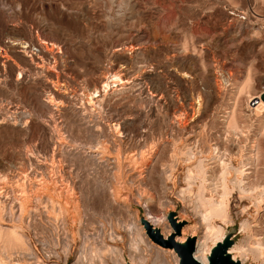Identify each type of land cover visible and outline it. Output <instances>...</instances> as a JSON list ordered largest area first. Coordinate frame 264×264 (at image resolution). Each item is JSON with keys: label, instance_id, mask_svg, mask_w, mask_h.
Segmentation results:
<instances>
[{"label": "rangeland", "instance_id": "rangeland-1", "mask_svg": "<svg viewBox=\"0 0 264 264\" xmlns=\"http://www.w3.org/2000/svg\"><path fill=\"white\" fill-rule=\"evenodd\" d=\"M257 101L264 0H0V264H177L141 226L171 211L178 238L248 243L264 232Z\"/></svg>", "mask_w": 264, "mask_h": 264}, {"label": "bare ground", "instance_id": "bare-ground-1", "mask_svg": "<svg viewBox=\"0 0 264 264\" xmlns=\"http://www.w3.org/2000/svg\"><path fill=\"white\" fill-rule=\"evenodd\" d=\"M128 59V58H127ZM143 83V82H142ZM147 88V87H146ZM104 94V93H103ZM262 94V93H261ZM261 94H258V97H256V100H260V95ZM154 96V95H153ZM255 98V97H254ZM256 100H253L252 99V101H256ZM257 102H259V101H257ZM264 105V103H262V102H259V104L258 105ZM181 113H183L184 114V111L183 112H181ZM83 114V113H82ZM176 115V114H175ZM178 115H180V113L178 114ZM176 117H178V116H176ZM181 117H182V115H181ZM175 118V117H174ZM113 119H114V117H113ZM178 119V118H177ZM180 119V118H179ZM109 121V120H108ZM115 121V120H114ZM169 121V120H168ZM178 121V120H177ZM180 122V121H179ZM116 123V122H115ZM176 123H178V122H176ZM182 123V122H181ZM181 123H179V124H181ZM189 123V122H188ZM117 124V123H116ZM170 124V123H169ZM183 124V123H182ZM178 125V124H177ZM184 125V124H183ZM183 125H182V127H183ZM115 126H117L118 127V125H115ZM179 127V126H178ZM184 128V127H183ZM191 129V128H190ZM197 130V129H196ZM169 131V130H168ZM187 131V130H186ZM194 132V131H193ZM117 133V132H116ZM187 133V132H186ZM127 138V137H126ZM177 138V137H176ZM165 139V138H164ZM177 140V139H176ZM170 142H172V141H170ZM183 142V141H182ZM189 143V142H188ZM167 144V143H166ZM192 144V143H191ZM190 144V145H191ZM54 145V144H53ZM154 145V144H153ZM173 145V144H172ZM181 145V144H180ZM183 145H184V143H183ZM187 145V144H186ZM64 146V145H63ZM150 146V145H149ZM185 146V145H184ZM188 146V145H187ZM87 147V146H86ZM92 147H94V146H92ZM211 147V146H210ZM80 148V147H79ZM101 148V147H100ZM153 148H154V146H153ZM181 148V147H180ZM213 148V147H212ZM191 149V148H190ZM152 150V149H151ZM150 150V151H151ZM181 150V149H180ZM212 150V149H211ZM148 151V150H147ZM185 151V150H184ZM220 151V150H219ZM157 152V151H156ZM189 152H191V150L189 151ZM135 153V152H134ZM140 153V152H139ZM143 153V152H142ZM154 153V152H153ZM217 154H218V152H216ZM141 154V153H140ZM147 154H148V152H147ZM186 154V153H185ZM197 154V153H196ZM100 155V154H99ZM180 155V154H179ZM148 156V155H147ZM191 157H193V154L191 153L190 155H189V157L188 158H191ZM82 159H83V157H82ZM92 159V158H91ZM107 159V158H106ZM120 159H121V157H120ZM150 159V158H149ZM177 159V158H176ZM186 160H188V159H186ZM90 161V160H89ZM200 162V161H199ZM95 163V162H94ZM111 164V163H110ZM172 164V163H171ZM169 165V164H168ZM62 166V165H61ZM99 166V165H98ZM102 166H104V165H102ZM59 167V166H58ZM169 167V166H168ZM141 168V167H140ZM172 168V167H171ZM198 168H203V167H201V166H198ZM59 169V168H58ZM96 170V169H95ZM104 170V169H103ZM166 169H164L163 171H165ZM169 170H170V168H169ZM243 171V170H242ZM188 172V171H187ZM191 172V171H190ZM164 173V172H163ZM250 172L249 171H246V172H242L241 174L239 173V175L241 176H244V175H247V174H249ZM204 174V173H203ZM61 176V175H60ZM129 177V176H128ZM133 177V176H132ZM136 177V176H135ZM205 177V176H204ZM66 178V177H65ZM244 178V177H243ZM62 179V178H61ZM190 180H191V178H190ZM190 180H188V186H190L191 185V182H190ZM61 181V180H60ZM69 181V180H68ZM242 181L243 180H239L238 181V184H240L241 185V183H242ZM183 182H185V181H183ZM213 182V181H212ZM206 183V182H205ZM204 183V184H205ZM211 183V182H210ZM73 184V183H72ZM185 184V183H184ZM98 185V184H97ZM59 186V185H58ZM242 186H243V184H242ZM241 190V189H240ZM242 191V190H241ZM248 192V191H247ZM64 197V196H63ZM65 198V197H64ZM75 199V198H74ZM71 201V200H70ZM121 202V201H120ZM45 203H48V202H45ZM261 203H264V202H261ZM12 204V203H11ZM54 205V204H53ZM119 205V204H118ZM210 206H212V207H216V209L218 208L219 209V207H217L216 205H215V203H211V204H209ZM43 206V205H42ZM53 207V206H52ZM19 208H21L20 206H19ZM73 209H74V207H73ZM217 209V210H218ZM71 210V209H70ZM221 210V209H220ZM219 210V211H220ZM261 210L264 212V206L263 207H261ZM58 211H62V212H64L65 211V207L62 205L60 208H59V210ZM172 213V218H173V220L174 221H171V220H169L168 219V214H166L165 215V219H166V221H167V225H165L164 227L162 226V228H161V230L156 226V225H158V223L159 222H163L164 221V216H160V217H155V216H153L152 214H146V216H145V218L143 219L144 221H146L147 223H148V225L151 227V229L154 231V232H157L163 239H165V240H167V239H172V241L175 243V244H180V245H184L187 241H189V239L190 240H192L193 241V251H192V257H193V259H195V260H197L199 263H201V264H209V260H208V257H209V255H210V252L213 250V248H215L217 245H219L220 243H223L224 241H225V239H226V235H227V231L224 233V235L221 237V239L220 238H218L216 241H215V243H213L212 244V246L210 247L208 244H207V239L209 240V238H208V236H209V230L210 229H212V227L210 228V226H208L207 225V227H206V229L205 230H203L202 232H201V234L200 235H197V233H196V228L195 227H190L189 229V235H187L185 238H184V240H183V238H178V237H180L181 236V234H182V236H184V234H185V232L188 230V229H183L184 228V226L186 225V221L185 220H180V218H179V216H178V214L176 213V212H174V211H171ZM241 212L243 213L244 212V208L241 210ZM20 213V212H19ZM169 213V212H168ZM261 217V216H260ZM258 218H259V216H258ZM164 223V222H163ZM143 224V223H142ZM164 225V224H163ZM176 225H180V227H181V229H180V232L178 233V234H176L175 233V231H174V227L176 226ZM249 224L247 223V222H245V223H243V226H248ZM142 226V229H143V231L144 230H146L145 229V226H144V224L143 225H141ZM192 226V225H191ZM125 227V226H124ZM126 228V231L128 232V233H132V232H135L136 234L135 235H137L138 236V238H136V240H138V242H140V244H142V240L140 239L141 238V233L139 232V228L137 227V225L135 224V223H131V224H129L128 226H126L125 227ZM197 228H198V226H197ZM205 228V227H204ZM249 228V230H251V233H253V234H251L250 236V240H248V243H246V244H243L242 242H240V243H236V244H232L231 246H229V247H227V249H226V252H225V254L226 255H228L229 256V258L232 260V261H234V262H237V263H239V264H243V262L244 261H246V260H254L255 262H254V264H264V232H256V231H254V230H252V229H250V227H248ZM183 229V230H182ZM110 232V231H109ZM98 233V235L100 234V232H97ZM96 233V234H97ZM111 234V238H118L119 236H115V232H111L110 233ZM144 234H145V236L148 238V240L152 243V239H151V237H149L148 236V234L146 233V231L144 232ZM83 238H82V240H81V243H83V241H84V239L86 238V236H82ZM102 237V236H101ZM100 237V238H101ZM108 238H110L109 237V235H108ZM108 238H106V240H110V239H108ZM65 239V238H64ZM99 241H101L100 239H98ZM87 241V240H86ZM99 243H101V242H99ZM155 243V242H154ZM64 245H65V243H63ZM153 244V243H152ZM101 245V244H100ZM155 245V244H154ZM158 245V244H157ZM102 246H105V247H107L106 246V244H103ZM160 246V245H159ZM158 246V247H159ZM233 246V247H232ZM232 247V248H231ZM66 248V247H65ZM111 249L113 248V247H110ZM128 248H130V246L128 247ZM146 248H148V246H146ZM159 248H161V249H163V250H171L173 253H174V256H175V260H177V264H179V256H178V254H177V252L174 250V247L173 248H165V247H162V246H160ZM231 248V249H230ZM96 249V248H95ZM108 249V248H107ZM115 249V248H114ZM229 249H230V252L232 253V254H234L233 256H232V254L229 252ZM66 250V249H65ZM99 250V249H98ZM113 250V249H112ZM101 251V250H100ZM111 251V250H110ZM109 250H108V252H110ZM115 252H116V255H117V258H116V261L118 262V255H119V258H121L122 260H124V258H123V256H122V253H121V251L119 250V249H117V250H114ZM114 251H111V252H114ZM134 252H136V246H134ZM64 255H65V258H66V255H67V253H66V251H64ZM82 253V252H81ZM138 254V253H137ZM137 256V258L139 259L138 260V262L140 263V264H143V261H144V259H143V257L142 256H139L138 257V255H136ZM136 256H134V255H132V256H130V262H126V264H132V263H134L135 262V257ZM89 258V257H88ZM237 258H240V260L239 259H237ZM98 260H100L101 259V257L99 256L98 258H97ZM120 259V260H121ZM165 258H163L162 260H160V264H162V262H164V264H166V261L164 260ZM82 261V258L79 256L78 258H77V260H75V262L77 261V262H81ZM76 262V263H77ZM176 262V261H175ZM92 263V262H91ZM250 263H251V261H250ZM122 264H125V262L124 263H122ZM175 264V263H174Z\"/></svg>", "mask_w": 264, "mask_h": 264}, {"label": "water", "instance_id": "water-1", "mask_svg": "<svg viewBox=\"0 0 264 264\" xmlns=\"http://www.w3.org/2000/svg\"><path fill=\"white\" fill-rule=\"evenodd\" d=\"M168 219L174 221L172 216L170 215L168 216ZM142 223L145 226L146 233L149 237H151L153 242L165 248L174 247V250L179 256V264H201L192 257V240L189 239V241H187L184 245L175 244L172 239L165 240L157 232H154L146 221L143 220ZM180 229V225H176L174 227L175 233L178 234L180 232ZM227 247L228 242L224 241L223 243H220L215 248H213L208 257L209 264H239L237 262L232 261L229 256L225 254Z\"/></svg>", "mask_w": 264, "mask_h": 264}]
</instances>
